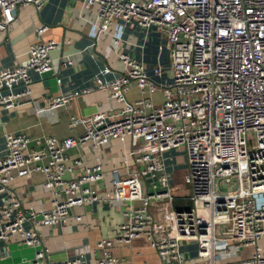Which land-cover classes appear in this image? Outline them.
Returning <instances> with one entry per match:
<instances>
[{"label":"built area","instance_id":"2783aa9c","mask_svg":"<svg viewBox=\"0 0 264 264\" xmlns=\"http://www.w3.org/2000/svg\"><path fill=\"white\" fill-rule=\"evenodd\" d=\"M77 1L84 23L111 40L118 68L105 66L94 85L109 94L115 108L84 119L70 117L69 127L82 125L83 132L64 139L48 136L39 150L29 148L26 136L5 135L0 242L34 249L27 264H86L80 257L50 260L39 229L81 222L77 211L99 203L122 208L124 221L113 239L96 243L95 264H117L113 249L140 237L162 264H186L189 244L196 245L195 261L213 264L218 255L223 264H234L227 255L255 247L264 237V0ZM45 2L0 0V32L8 30L19 9L39 11ZM131 27L144 40L149 33L159 35L167 68L157 63L148 72L143 55H134L125 35ZM45 32V26L36 29L24 65L0 71V107L12 110L30 98L29 73H51L57 45L41 40ZM132 85L139 97L130 104L124 95ZM77 96H55L49 107L58 109ZM119 138L131 142L123 161L129 172L124 178L114 175L100 191L103 166L71 151L104 149ZM173 152L183 153L187 197L173 195ZM34 175L43 177L41 190L49 202L40 211L24 207L10 191L16 178ZM178 202L191 207L176 210ZM241 264H264V256L256 249Z\"/></svg>","mask_w":264,"mask_h":264},{"label":"crops","instance_id":"0c3cea01","mask_svg":"<svg viewBox=\"0 0 264 264\" xmlns=\"http://www.w3.org/2000/svg\"><path fill=\"white\" fill-rule=\"evenodd\" d=\"M81 9V3L77 0H46L39 11L32 7L19 9L8 30L0 32V71L10 70L14 65L20 66L26 63L28 47L35 41V31L41 26L46 27L41 40L57 45V49L51 53V73L46 75L29 73L32 79L30 98L12 110L0 107V155L4 154L6 134L26 136L30 139L29 148L39 150L48 136L64 139L77 137L83 132L82 125L74 129L69 127L70 117L84 119L98 112L109 113L115 108L109 94L98 90L94 85V78L105 66L114 64V67L118 68V64L114 63L116 61L111 40L97 36L95 29L84 23L79 17L82 13ZM94 13L95 8H92L91 16ZM130 29L125 35L127 34L126 37L134 44V47L131 44L132 52L138 59L141 54L143 55L141 61L150 72V67L162 63L166 53L159 52L160 41L156 47H149L155 41L156 34L149 33L144 40V35L140 31L132 27ZM111 77L114 75H108L105 79ZM57 80H60V83H57ZM84 91L89 92L82 94ZM74 93H78V96L69 99L67 105L50 109L52 98ZM3 94L4 92H0V95ZM138 97L134 85L124 95L125 101L130 104ZM153 99L155 104L159 103L160 95L155 94ZM130 148L131 142L128 138H119L113 140L104 149L92 150L88 146L80 151L74 149L71 151V156H79L91 165L103 166V181L97 189L104 191L114 179V175L127 177L129 170L126 169L123 161ZM171 157L173 161L169 163V168L172 174L171 185H173V170L176 165L178 167L181 163L184 165V158L179 153H174ZM43 182V177L39 175L29 179L16 178L10 185V191L24 207L40 211L49 207L48 198L41 190ZM186 191L185 195L176 196L187 197L188 188ZM1 198L0 196V200ZM189 207L191 205L187 202H178L174 205L176 210ZM77 212L82 215L81 222L39 229L42 241L49 250L50 260L61 262L80 257L86 264H95L99 256L96 243L100 239H113L118 225L124 221L122 208L107 204H92ZM152 212L155 214L154 208ZM71 214L74 216L77 213L72 211ZM184 249L186 264H208L207 261H195L196 245L189 244ZM256 249L264 256V237L255 247L243 248L237 253L227 255V260L234 264L248 262ZM34 251L21 244L0 242V264H27L33 258ZM112 254L118 260L117 264H162L157 253L141 237L133 240L126 247L113 249ZM223 262L221 257L214 255L213 264H223Z\"/></svg>","mask_w":264,"mask_h":264},{"label":"rangeland","instance_id":"374dc122","mask_svg":"<svg viewBox=\"0 0 264 264\" xmlns=\"http://www.w3.org/2000/svg\"><path fill=\"white\" fill-rule=\"evenodd\" d=\"M154 37H156V39L152 43V46L156 47L157 46V41H159V35L156 34ZM167 64H168V62L166 61V59L162 58L161 65H163L164 67L167 68ZM165 75H166V77L168 76L167 74H165ZM157 95H160V94L157 93ZM174 153H177V152H173V153H171V155L174 154ZM179 154L183 156V153L179 152ZM176 157H178V155H176ZM173 171H174V177H173V180L174 181H173L172 187L174 186V188H176L173 191V195H175V196L176 195H179V194L185 195L187 193V191H186L187 188L186 187H183V177L186 174V172H185V165H183L182 163H181V165H179V167L176 165V168Z\"/></svg>","mask_w":264,"mask_h":264},{"label":"trees","instance_id":"16d2710c","mask_svg":"<svg viewBox=\"0 0 264 264\" xmlns=\"http://www.w3.org/2000/svg\"><path fill=\"white\" fill-rule=\"evenodd\" d=\"M152 40H154V39H152ZM154 42V41H153ZM157 44H158V41H157ZM149 47H152V43L149 45Z\"/></svg>","mask_w":264,"mask_h":264}]
</instances>
